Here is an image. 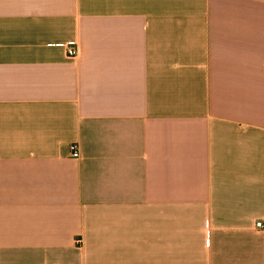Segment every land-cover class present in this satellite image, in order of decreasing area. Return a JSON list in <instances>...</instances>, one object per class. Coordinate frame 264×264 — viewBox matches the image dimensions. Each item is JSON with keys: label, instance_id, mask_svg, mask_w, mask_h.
<instances>
[{"label": "crops", "instance_id": "1", "mask_svg": "<svg viewBox=\"0 0 264 264\" xmlns=\"http://www.w3.org/2000/svg\"><path fill=\"white\" fill-rule=\"evenodd\" d=\"M259 222L264 0H0V264H264Z\"/></svg>", "mask_w": 264, "mask_h": 264}, {"label": "built area", "instance_id": "2", "mask_svg": "<svg viewBox=\"0 0 264 264\" xmlns=\"http://www.w3.org/2000/svg\"><path fill=\"white\" fill-rule=\"evenodd\" d=\"M66 54L68 57H75L78 55V50L70 48V47H66ZM69 154H70V157L73 159L79 158L80 153H79V149L76 144H71L69 146ZM256 228L263 229L264 225L262 224V222H259L256 224Z\"/></svg>", "mask_w": 264, "mask_h": 264}]
</instances>
